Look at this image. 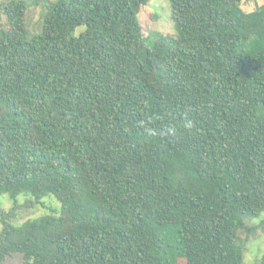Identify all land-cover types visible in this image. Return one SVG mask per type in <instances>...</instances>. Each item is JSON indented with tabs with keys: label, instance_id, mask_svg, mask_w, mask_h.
Masks as SVG:
<instances>
[{
	"label": "trees",
	"instance_id": "16d2710c",
	"mask_svg": "<svg viewBox=\"0 0 264 264\" xmlns=\"http://www.w3.org/2000/svg\"><path fill=\"white\" fill-rule=\"evenodd\" d=\"M150 1L33 0L31 31L28 3L0 0V264H244L264 4L170 0L175 33L146 36Z\"/></svg>",
	"mask_w": 264,
	"mask_h": 264
},
{
	"label": "rangeland",
	"instance_id": "374dc122",
	"mask_svg": "<svg viewBox=\"0 0 264 264\" xmlns=\"http://www.w3.org/2000/svg\"><path fill=\"white\" fill-rule=\"evenodd\" d=\"M30 6V17L29 20L31 31L35 28V24L40 18V9L33 5V0H24ZM264 4V0H245L243 3V8L247 12L254 11L257 7ZM141 24L143 26V31L146 36H149L154 31H159L165 34H174V24L171 19V1L170 0H151L148 5L143 6L140 13ZM32 23V24H31ZM84 30V27H79L76 29L75 35H79ZM35 32V31H33ZM25 196L21 195L18 201L25 200ZM46 202L48 208L52 206H61L60 202L54 197H46L43 199ZM1 202L3 203V208L9 210L12 207V202L9 196L1 197ZM26 210V209H25ZM25 210L20 211V216H24L20 220V223L24 222L27 217ZM41 215L46 212V209L40 207ZM30 218H36L34 214L30 213ZM250 225L255 226L254 234L247 235L246 233H241L240 238L244 242V264H258L262 262L264 258V213L261 217L251 221ZM258 226V227H257ZM4 230L3 225L0 223V232ZM3 232V231H2ZM23 262V256L21 254H15L9 257L5 264H21Z\"/></svg>",
	"mask_w": 264,
	"mask_h": 264
},
{
	"label": "clouds",
	"instance_id": "9594fccd",
	"mask_svg": "<svg viewBox=\"0 0 264 264\" xmlns=\"http://www.w3.org/2000/svg\"><path fill=\"white\" fill-rule=\"evenodd\" d=\"M189 127L191 126V123L189 122V125H188Z\"/></svg>",
	"mask_w": 264,
	"mask_h": 264
}]
</instances>
